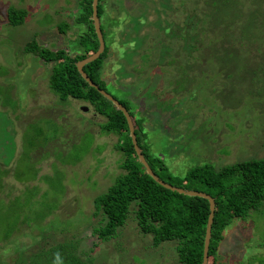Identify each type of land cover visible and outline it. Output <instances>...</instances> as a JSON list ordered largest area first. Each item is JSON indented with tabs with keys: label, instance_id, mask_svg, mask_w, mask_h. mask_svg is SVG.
<instances>
[{
	"label": "rangeland",
	"instance_id": "obj_1",
	"mask_svg": "<svg viewBox=\"0 0 264 264\" xmlns=\"http://www.w3.org/2000/svg\"><path fill=\"white\" fill-rule=\"evenodd\" d=\"M102 1L108 55L100 77L109 94L129 100L134 118H143L142 142L149 153L175 176L205 162L219 168L264 156V43L251 42L261 34L254 29H264V0L251 24L248 14L258 3L231 0V15L240 11L237 20L225 31V16L212 17L214 28L207 26L190 54L180 50L183 37L169 35L165 25L185 33L179 22L202 13L203 0L182 6L172 0V10L167 0L156 7V0ZM9 6L26 8L23 23H8ZM156 8L168 11L161 10L163 24ZM79 11V0H0V264H10L13 245L35 249L45 241L69 239L87 264H173L177 241L153 243L132 209L109 238L92 232L103 221L93 214V199L121 171L120 136L100 134L105 118L90 103L59 99L48 86L51 62L23 49L31 40L50 49L76 48L84 30L75 23ZM142 37L139 48L136 40ZM148 40L152 55L151 46L141 53ZM168 43L176 44L174 62L167 57ZM233 47L250 50L243 66L226 57ZM223 235L215 264H264V202L246 217L233 218Z\"/></svg>",
	"mask_w": 264,
	"mask_h": 264
},
{
	"label": "trees",
	"instance_id": "obj_2",
	"mask_svg": "<svg viewBox=\"0 0 264 264\" xmlns=\"http://www.w3.org/2000/svg\"><path fill=\"white\" fill-rule=\"evenodd\" d=\"M167 1V4H170L169 10H172V0ZM254 1L258 4H256L254 13L250 12L248 14L249 24L257 17L256 13L262 12L259 5H261L263 0ZM163 2L156 0L154 6H157L156 3L164 4ZM185 2L186 0H176V3L181 6ZM79 4L80 11L75 18V23L84 25V30L77 39V49L74 48L71 51L69 50V52L63 48L50 49L35 40L25 43L23 49L26 52L35 54L45 62H51L48 72V86L59 99L71 97L90 103L96 113L105 118L99 123L100 134L109 135L111 133L120 136L117 147L122 153V159L119 163L121 171L107 189L93 199V214H101L103 221L93 228L92 232L99 239L105 240L109 238L119 226L124 224L132 209L134 220H136L140 231L150 233L153 243L157 244L164 240L177 241L175 246L177 258L173 264H201L206 221L210 212L209 202L201 196L186 195L166 188L147 174L134 150L123 112L81 76L76 67V62L97 49L98 39L92 20V0H79ZM192 4L193 6L196 5L195 2ZM230 4L231 0H203L201 4L202 13L198 11L191 13L189 16L184 15V21L179 22L177 27L185 32L183 47L188 54L198 49V45L195 42L203 41L207 29H209L207 26L211 27V29L214 28L209 25L212 17L217 14L225 16L221 20V23H225L228 20L225 24V31L228 30L227 27L230 28L233 25V21L237 20L240 11L233 10L235 13L231 15ZM238 5L240 6L241 4L238 3ZM104 6V2L98 0L97 14L99 21L100 16L105 13ZM161 10L160 8L155 10L160 23L165 22L161 18L164 10ZM140 12L142 13V11ZM166 12L165 14H167ZM26 14V8L9 6L7 8V21L9 24H21ZM190 17H196L197 22L195 20L192 21ZM261 17H263L262 21H260L261 25H264V13ZM180 23L183 24L180 26ZM159 26L162 25L160 24ZM165 26L168 29V25L166 24ZM245 27L247 29L248 25ZM59 29L63 31L64 27L60 25ZM100 29L104 39V49L96 59L84 64L83 70L100 88L109 92L104 87V81L100 77L101 66L108 55V44L101 23ZM246 29H243L242 35L247 30L253 31V28ZM224 30L218 31L217 34ZM254 31L261 34L257 35L256 38H252L251 42L262 41L264 43V29H254ZM143 40L145 42L144 37L136 40L138 41L136 46L141 48ZM149 43L150 41L148 40V45H145L141 53L146 54L145 49L149 46ZM262 48H264V45ZM236 50L235 47L231 50L229 48L227 52L225 50L226 57H236V65L243 66V64L247 63L245 61L248 57L246 54H250V50H247V48ZM173 61L174 59L169 62ZM218 69L221 70L222 67L219 66ZM182 70H185L184 67ZM252 72L256 73L255 70ZM112 96L115 97L114 95ZM115 98L126 107L132 117L137 143L154 173L174 186L203 191L214 198L215 208L213 221H211L207 264H215L219 253V243L224 237V228L233 218L246 217L250 210L257 209L264 202V156L238 160L222 165L219 168H215L210 163L205 162L192 166L182 176H175L169 171L164 162L149 153L148 148L143 144L142 141L145 140L146 136L142 127L143 118H134L127 98ZM155 166L158 167L159 172ZM5 239L4 241L6 242L9 240L8 237ZM49 241L43 242L35 249L32 246L20 249L17 245H13L16 247V254L11 257L12 259L9 263L87 264L86 261L88 259L84 262L79 257L83 256L85 259L84 255L77 250L76 242L74 243V241L69 239L62 242L51 241L49 244ZM14 242L12 240V244Z\"/></svg>",
	"mask_w": 264,
	"mask_h": 264
},
{
	"label": "water",
	"instance_id": "obj_3",
	"mask_svg": "<svg viewBox=\"0 0 264 264\" xmlns=\"http://www.w3.org/2000/svg\"><path fill=\"white\" fill-rule=\"evenodd\" d=\"M97 3H98V0H92V20H93V26H94V29H95V32L97 35V39H98V47L94 52H92V53L88 54L87 56H85L84 58L78 60L76 62V67H77L78 71L80 72L81 76L91 86L95 87L99 91L100 94H102L108 100L112 101V103L118 109H120L123 112V114L126 118V121H127L129 134L131 137V141L133 143L134 150L136 152L138 160L143 165L146 173L149 174L156 182H158L160 185H162L166 188H169L171 190H175L179 193H183L186 195L201 196V197H204L208 200L210 212L208 215V219L206 221L207 223H206V228H205L203 253H202V263H201V264H207L208 263V248H209V241H210V235H211V225H212L211 221H213V214H214V208H215L214 198L210 194H207L206 192L199 191V190H193V189H185L183 187L174 186V185L162 180L161 178H159L154 173V171L151 169V167L148 164L145 156L141 152V149H140V147L137 143V140H136L133 120H132V117L130 116L128 110L126 109V107L118 99H116L111 94H109V92L100 88L94 81H92V79L83 70V65L94 60V59H96L104 49V39H103V35H102L101 29H100V21H99V17L97 14ZM83 109H86V107L84 106Z\"/></svg>",
	"mask_w": 264,
	"mask_h": 264
},
{
	"label": "flooded vegetation",
	"instance_id": "obj_4",
	"mask_svg": "<svg viewBox=\"0 0 264 264\" xmlns=\"http://www.w3.org/2000/svg\"><path fill=\"white\" fill-rule=\"evenodd\" d=\"M181 25H182V23L180 24V26H181ZM168 29H169V31H170V32H169V35H176V36H178V39H179L180 37L185 36V33H178V34H177L176 31L173 30L171 27L168 28ZM180 30H181V29H180ZM180 41H181V40H180ZM176 42H177V41H176ZM176 42H175V43H176ZM175 45H176V44H170V43H168V51H170V55L167 56V57H168L169 61H170V60H173V59L175 60L176 55L178 54V52H176V55H174V51H175V50H173V48L175 49V47H174ZM150 46H151V45H150ZM183 46H184V43H183V44H180L179 47H180V50L183 49V52H185L186 50L184 49ZM152 47H153V45L151 46V49H150V52H151L150 54H151V55H152L153 52H154L153 50H155V49L152 48ZM156 49H157V48H156ZM172 50H173V51H172ZM180 50H179V51H180ZM184 50H185V51H184ZM171 51H172L173 53H172ZM155 54H156V53H155ZM151 59H152V57L150 56V58L148 59L147 62H149ZM173 62H174V61H173ZM181 69H183V67H182ZM184 69H185V68H184Z\"/></svg>",
	"mask_w": 264,
	"mask_h": 264
}]
</instances>
